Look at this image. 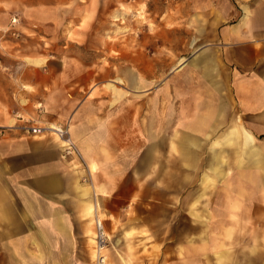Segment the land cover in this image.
Instances as JSON below:
<instances>
[{"label":"crops","instance_id":"1","mask_svg":"<svg viewBox=\"0 0 264 264\" xmlns=\"http://www.w3.org/2000/svg\"><path fill=\"white\" fill-rule=\"evenodd\" d=\"M239 2L234 20L218 28L211 47L199 50L189 61L194 64L172 70L159 88L152 85L147 101L144 73L135 70L134 77L128 75L133 101L125 99L124 87L108 84L113 100L87 98L74 108L69 131L84 165L64 158L59 144L14 134L0 139V251L8 252L0 264H80L83 205L87 218L99 208L109 222L111 264H264V0ZM46 5V0H0V52L8 43L4 32L20 38L5 50L20 60L18 70H0V125L36 104L40 113L47 115L49 108L61 114L69 70L48 68L56 57L40 50L41 40L56 39L57 17L47 18ZM11 17H18L17 25L10 24ZM28 38L39 48H28ZM2 63L11 68L10 61ZM85 75L75 98L104 85L91 87L97 74ZM126 108L133 110L139 151L147 139L148 154L167 158L162 189L152 180L149 199L137 187L120 198L107 178L97 186L96 164L86 157L118 153L111 140H120L116 127L124 123ZM86 173L91 186L80 192ZM13 179L31 194L19 217L9 213L14 202L10 185L2 183ZM143 204L149 209L139 211ZM159 219H167L163 230L153 221Z\"/></svg>","mask_w":264,"mask_h":264},{"label":"rangeland","instance_id":"2","mask_svg":"<svg viewBox=\"0 0 264 264\" xmlns=\"http://www.w3.org/2000/svg\"><path fill=\"white\" fill-rule=\"evenodd\" d=\"M46 2L47 18L49 19V16H54V14L57 17L56 39L53 38L52 42L41 40L40 50L48 57H56L47 65L48 68L69 70L67 74H64V82L70 86L67 87L68 91L64 92L63 101L60 102L61 114H52L47 108V115H51L49 118L43 112L40 113L43 108L36 104L33 111L13 114L6 125H0V139L9 138L8 136L14 134L12 136H17V138L28 137L34 140H43L48 145L56 147L59 143L55 137L49 134L21 137L19 132L11 130L23 125L47 128L61 123L66 118L71 125L68 119L71 120L74 108L79 107L87 98L104 97L113 100V91L106 88L108 84L118 90L120 87H124L125 89H121V92L125 93V99L133 101L135 93L128 75L132 74L134 77L135 70L144 73L143 100L147 101L151 97L147 91L152 85L159 88L165 83L172 70H183L184 66L190 65V63L194 64L189 61L195 59L193 57L198 51L211 47L216 39L218 28L222 24L231 23L240 6L239 0H46ZM17 19L18 17L14 19L11 17L10 24L17 25ZM3 37L4 41H8V43L0 52V70H18L20 60L10 58L6 51L15 43L9 41L20 40V38L10 36L9 31L4 32ZM28 39V42H25L28 48H39L34 39ZM3 60L10 61L11 68L4 66ZM24 60L21 61L23 64L35 66L30 60ZM85 73H91L92 77L95 73L97 74V80H95L97 82H93L96 85H92V82L88 81L91 87L97 88L100 82L104 85L96 91L97 93L82 92V98H75L74 91L78 88L79 79L86 76L88 78ZM126 74L128 80L125 78V81L127 83L123 80ZM120 75L122 82L119 86ZM25 89L30 91L28 87ZM96 109L98 110L97 107H93L94 113ZM124 111L125 113L122 114L124 123L120 127L116 125L120 140L118 142L113 138L111 140L112 144L117 147L118 153L101 156L86 155V157L88 160H94L96 164L94 175L97 186L107 178V180H111L112 186L118 188L115 195L120 198L126 199L137 187L143 190L144 199H149L152 195V180H154V185L162 189L164 178L161 174L166 169L167 158L165 155L148 154L147 151L150 150L148 147L151 144L147 139H143V147L139 151V146L134 140L133 110L126 108ZM123 117L125 118L123 119ZM110 135H112L111 132ZM99 137L101 142L103 140L102 132L99 133ZM161 141L156 139L154 143L159 144ZM162 143L165 145V140ZM162 167L164 170L161 169ZM49 173L54 176L53 171H49ZM86 175L87 173L78 184L79 191L91 186L90 177ZM4 182L10 185L6 188L11 191L9 197H12L11 200L14 202L9 213L16 217H19L20 214L24 215L26 210L24 208L28 205L29 195H31L29 189L22 185L21 180L13 179L2 183ZM11 182L14 183V186L11 185ZM64 182L67 183L65 179H62V183ZM143 205L138 208L139 211L149 209L146 204ZM84 209L83 205L78 226L80 233L79 259L80 264H89V261L94 264V218L93 215L90 218L84 216ZM97 210L98 218L102 220L105 230L108 229V220L99 208ZM153 221L158 222L162 230L167 224V219ZM8 225L11 223L9 222ZM7 253L0 251V259H5ZM108 254L109 248L106 250L107 264H111Z\"/></svg>","mask_w":264,"mask_h":264},{"label":"built area","instance_id":"3","mask_svg":"<svg viewBox=\"0 0 264 264\" xmlns=\"http://www.w3.org/2000/svg\"><path fill=\"white\" fill-rule=\"evenodd\" d=\"M8 128V127H7ZM5 129V128H3ZM10 129V128H8ZM19 132L22 136H32L37 134H49L56 138L62 151V156L66 159H75L84 165L82 156L72 140L69 131V123H59L51 125L47 128H35L33 126H19L13 128L11 131ZM1 132V128H0ZM45 132V133H44ZM85 181V179H84ZM107 232L104 228L102 220L98 217L94 218V237H93V251H94V264H107L106 250L109 248V239Z\"/></svg>","mask_w":264,"mask_h":264},{"label":"bare ground","instance_id":"4","mask_svg":"<svg viewBox=\"0 0 264 264\" xmlns=\"http://www.w3.org/2000/svg\"><path fill=\"white\" fill-rule=\"evenodd\" d=\"M114 17V16H113ZM119 17V16H118ZM142 18V17H141ZM16 22V21H15ZM95 217H98V215L97 214H94L93 215V218H95ZM101 220V219H100ZM107 235V237H108V239H109V246H110V238H109V235L108 234H106Z\"/></svg>","mask_w":264,"mask_h":264}]
</instances>
